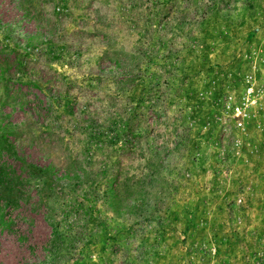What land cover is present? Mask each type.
Here are the masks:
<instances>
[{
    "label": "rangeland",
    "instance_id": "374dc122",
    "mask_svg": "<svg viewBox=\"0 0 264 264\" xmlns=\"http://www.w3.org/2000/svg\"><path fill=\"white\" fill-rule=\"evenodd\" d=\"M6 124L0 264H264V0H0Z\"/></svg>",
    "mask_w": 264,
    "mask_h": 264
},
{
    "label": "trees",
    "instance_id": "16d2710c",
    "mask_svg": "<svg viewBox=\"0 0 264 264\" xmlns=\"http://www.w3.org/2000/svg\"><path fill=\"white\" fill-rule=\"evenodd\" d=\"M10 52H13L12 48ZM14 62H11V66L17 65L18 67V65L22 66L23 63L18 57ZM19 82L26 83L27 81ZM13 94L14 95L10 98L11 100L7 98L9 105H11L12 108H23V103L14 100L15 97H17V93ZM7 101H4L3 104H6ZM8 126L9 124H6L5 133L3 132V134H0V201H2L5 207L17 203L18 200L22 198L21 195L25 194L26 184H30L31 182L35 183L36 193L40 195V191L44 190V186L46 185L43 177L48 173L49 169V167H42L30 163L20 155L14 142L9 141L7 137L9 134H14L16 132L14 128L21 129V127L16 125L14 127L10 126L9 128ZM0 129H2L1 125ZM74 176L79 177L80 174L75 172ZM52 233H54V229Z\"/></svg>",
    "mask_w": 264,
    "mask_h": 264
}]
</instances>
